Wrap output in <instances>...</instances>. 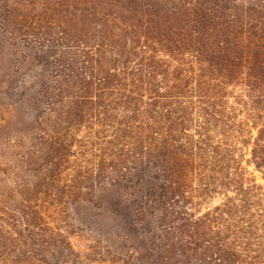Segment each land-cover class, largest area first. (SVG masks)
<instances>
[{
    "label": "trees",
    "instance_id": "1",
    "mask_svg": "<svg viewBox=\"0 0 264 264\" xmlns=\"http://www.w3.org/2000/svg\"><path fill=\"white\" fill-rule=\"evenodd\" d=\"M102 262L264 264V0H0V264Z\"/></svg>",
    "mask_w": 264,
    "mask_h": 264
},
{
    "label": "rangeland",
    "instance_id": "2",
    "mask_svg": "<svg viewBox=\"0 0 264 264\" xmlns=\"http://www.w3.org/2000/svg\"><path fill=\"white\" fill-rule=\"evenodd\" d=\"M247 156H248V155H247ZM249 169L252 170V167H249ZM253 174L255 175L256 180H257L258 182H262V179H261V177H260V174H259L257 171H254ZM216 201H217V200L214 199L211 203H214V202H216ZM100 264H108V263L102 262V263H100Z\"/></svg>",
    "mask_w": 264,
    "mask_h": 264
}]
</instances>
